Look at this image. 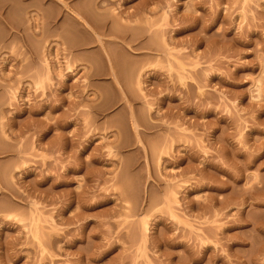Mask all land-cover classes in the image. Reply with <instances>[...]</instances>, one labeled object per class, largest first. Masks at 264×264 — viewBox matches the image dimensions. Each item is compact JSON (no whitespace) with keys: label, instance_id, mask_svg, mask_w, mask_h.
<instances>
[{"label":"rangeland","instance_id":"rangeland-1","mask_svg":"<svg viewBox=\"0 0 264 264\" xmlns=\"http://www.w3.org/2000/svg\"><path fill=\"white\" fill-rule=\"evenodd\" d=\"M0 264H264V0H0Z\"/></svg>","mask_w":264,"mask_h":264},{"label":"bare ground","instance_id":"bare-ground-1","mask_svg":"<svg viewBox=\"0 0 264 264\" xmlns=\"http://www.w3.org/2000/svg\"><path fill=\"white\" fill-rule=\"evenodd\" d=\"M78 15L83 20L84 24H87L88 25L87 21L83 18V16H81L80 14H78Z\"/></svg>","mask_w":264,"mask_h":264}]
</instances>
